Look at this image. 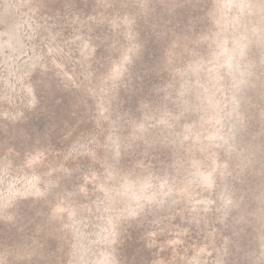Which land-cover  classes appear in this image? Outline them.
<instances>
[{
  "label": "rangeland",
  "instance_id": "obj_1",
  "mask_svg": "<svg viewBox=\"0 0 264 264\" xmlns=\"http://www.w3.org/2000/svg\"><path fill=\"white\" fill-rule=\"evenodd\" d=\"M0 264H264V0H0Z\"/></svg>",
  "mask_w": 264,
  "mask_h": 264
},
{
  "label": "water",
  "instance_id": "obj_2",
  "mask_svg": "<svg viewBox=\"0 0 264 264\" xmlns=\"http://www.w3.org/2000/svg\"><path fill=\"white\" fill-rule=\"evenodd\" d=\"M147 51L151 52L150 50H147ZM147 54H148V53H147ZM148 55H149V54H148ZM4 243H5V242H3L2 245H4ZM149 256H150V255H149Z\"/></svg>",
  "mask_w": 264,
  "mask_h": 264
}]
</instances>
